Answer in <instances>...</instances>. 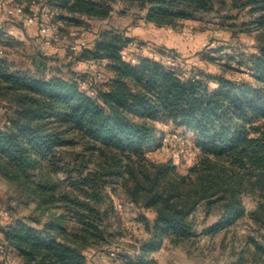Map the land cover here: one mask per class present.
I'll return each mask as SVG.
<instances>
[{"label": "trees", "instance_id": "obj_1", "mask_svg": "<svg viewBox=\"0 0 264 264\" xmlns=\"http://www.w3.org/2000/svg\"><path fill=\"white\" fill-rule=\"evenodd\" d=\"M114 1L48 3L58 10V18L73 21L76 15L105 18ZM124 1L144 9L145 20L156 25H176L212 11L214 4ZM238 2L247 7L251 23L264 27V0ZM2 40L8 44L12 39L0 34V45ZM132 41L114 28L98 31L81 52L108 71L94 86L82 87L80 77L48 69L41 58L33 68H19L6 54L0 56V100L10 101L13 108L0 126V173L23 182L49 164L69 174L76 171L86 197L97 201L101 186L119 179L131 200L154 210L149 238L141 244L144 254L158 249L165 238L180 244L194 235L190 216L199 203L206 209L222 207L218 220L203 229L207 233L246 213L264 226V46L247 56L249 80L211 72L190 75L149 55L125 59L121 51ZM155 120L191 133L198 154L187 173H178L169 162L148 165V148L157 143ZM76 143L89 155L81 166L66 168L59 149ZM91 162L94 167L88 169ZM35 186V191L54 188L41 182ZM244 191L256 198V207L248 212L240 200ZM62 199L72 203L79 230L71 232L53 220L36 226L12 219L0 226V264H8L10 252L21 264H87L85 250L104 239V213L88 200ZM255 246L259 264H264V243ZM136 258V264L153 262L142 254Z\"/></svg>", "mask_w": 264, "mask_h": 264}, {"label": "rangeland", "instance_id": "obj_2", "mask_svg": "<svg viewBox=\"0 0 264 264\" xmlns=\"http://www.w3.org/2000/svg\"><path fill=\"white\" fill-rule=\"evenodd\" d=\"M12 1L24 2L28 13L36 11L41 14L51 7L48 0ZM239 4L238 0H214L212 11L178 20L176 25L148 22L144 18V9L126 4L124 0H115L113 9L105 18L76 15L73 21L63 20L58 18L56 9L57 13L51 21L57 28L59 41L39 43L35 39L37 30L35 33L26 32L20 21L9 18L4 21L3 27H16L22 31L23 38L9 40L8 44H3L5 41L2 40L1 46L16 67L33 68L43 59L48 69L58 70L65 76L76 75L86 86H94L103 82L108 71L101 66L98 68L99 75L98 70L90 71L81 52L91 44L93 35H97L99 30L114 28L124 31L133 40L125 47L128 59L149 55L160 58L165 64L179 66L190 75L202 77L205 72H211L251 80L245 62L249 53H258L264 46V27L251 23L247 7ZM70 30L75 31V39H85L86 46L71 50L68 43ZM216 49L222 51L217 53ZM231 54L235 57L230 59ZM12 109L10 101L4 103L0 100V126L11 115ZM152 124L157 143L148 148V165L169 162L175 165L178 173H187L198 154L191 133L174 127L169 121L155 120ZM59 152L63 158L61 165L66 168L81 166V160L89 155L79 143L66 145ZM92 167L94 164L91 162L88 169ZM32 177L19 182L0 173V226L21 218L36 226L53 220L71 232L79 230L80 223L72 203L62 199V195H67L88 200L104 213V239L85 252L94 249L111 264H130L128 258H131V264H136V256L141 254L143 258H153L149 264L260 263L255 243H264V226L247 213L219 231L207 233L203 229L218 220L222 207L214 205L206 209L203 203H199L190 216L194 235L180 244H173L165 238L158 249L144 254L141 244L149 238L154 210L131 200L119 179L102 185V199L97 201L86 197L76 171L69 174L63 168L56 169L49 164ZM37 182L54 188L46 190L40 186L35 191ZM240 200L245 212L256 207V198L250 192H240ZM108 250H114L116 257L107 255ZM6 260L8 264H21V259L11 252L6 254Z\"/></svg>", "mask_w": 264, "mask_h": 264}, {"label": "built area", "instance_id": "obj_3", "mask_svg": "<svg viewBox=\"0 0 264 264\" xmlns=\"http://www.w3.org/2000/svg\"><path fill=\"white\" fill-rule=\"evenodd\" d=\"M25 3H14L12 0H0V27L4 30V36L11 38L12 40H22L23 33L22 31L18 30L14 26L3 27L4 21L9 18H14L22 23L24 26H37V34H36V41L42 44H50L51 42H57L60 40V36L57 32V28L54 22L51 19L56 15V9L52 7H48L44 13L38 14L36 11L33 12H26L25 11ZM97 36V35H96ZM95 36V37H96ZM69 37V48L73 51H76L84 46H86L87 42L83 38L75 39V31L70 30L68 32ZM122 56L125 59H128L126 55L125 47L121 51ZM5 55V48L0 45V56ZM87 68L90 71H97V75H99V65L96 61L92 59H86ZM82 87L86 86L84 81L80 82ZM90 94L93 93L92 90H88ZM107 255L114 258L116 257L114 250H108Z\"/></svg>", "mask_w": 264, "mask_h": 264}, {"label": "crops", "instance_id": "obj_4", "mask_svg": "<svg viewBox=\"0 0 264 264\" xmlns=\"http://www.w3.org/2000/svg\"><path fill=\"white\" fill-rule=\"evenodd\" d=\"M25 31L26 32H31V33H35L37 30V26L36 25H32V26H24ZM0 34L2 33V29L0 28ZM4 36V35H3ZM1 35V37H3ZM95 34L92 37V42L89 46L92 45L94 39H95ZM86 254V259H87V264H111L110 262H108L105 258H103V256L100 255V252H96L94 249H90L89 251L85 252ZM112 264H119L118 262L116 263H112Z\"/></svg>", "mask_w": 264, "mask_h": 264}]
</instances>
